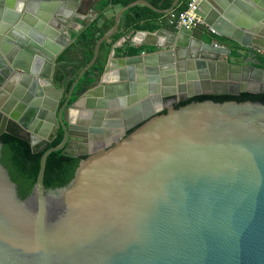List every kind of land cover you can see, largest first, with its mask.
Returning <instances> with one entry per match:
<instances>
[{
  "label": "water",
  "instance_id": "obj_1",
  "mask_svg": "<svg viewBox=\"0 0 264 264\" xmlns=\"http://www.w3.org/2000/svg\"><path fill=\"white\" fill-rule=\"evenodd\" d=\"M38 1L0 0V264H264V96L235 97L264 94V68L250 58L264 57V0H233L241 14L200 4L217 37L249 49L244 63L183 26L137 30L131 42L156 50L114 72L109 54L76 92L125 11L162 14L180 0L166 11L121 7L85 66L70 60L64 34L75 11L59 0L57 29L28 5L58 0ZM159 32L171 42L144 41ZM193 43L198 53L180 56ZM60 130V144L35 156L2 135L37 152Z\"/></svg>",
  "mask_w": 264,
  "mask_h": 264
},
{
  "label": "trees",
  "instance_id": "obj_2",
  "mask_svg": "<svg viewBox=\"0 0 264 264\" xmlns=\"http://www.w3.org/2000/svg\"><path fill=\"white\" fill-rule=\"evenodd\" d=\"M134 1H136V0H106V1H103L101 5H99V8H105V7H120L121 8V7L128 5L131 2H134ZM145 1L150 3V5H152L155 8L166 11L171 7L174 0H145ZM176 8H177V6H176ZM183 10L184 9L179 8L180 12H182ZM180 12H178V13H180ZM160 15L161 14L154 12L150 8H148L146 6H140V5L133 6L132 8L125 11L120 18V24H119L118 31L110 39L101 43V45L99 47L98 57H97V60L94 64V66L91 67V69L83 75L82 79L79 81L78 85L75 88V92L78 91L81 84L90 83V79H88V78L90 77L92 72L98 76L102 73V71L105 67L107 56L109 54L108 53L109 48H111L110 46L115 40H117L120 36H122V34L127 32L128 30L137 31V29H138L137 24L140 21L155 19V18L159 17ZM100 20H101V16L99 14L86 28H84L78 34V36L76 38L75 45L79 46V48L82 51L81 52V54H82L81 58L79 59V62L81 63L82 66H85L90 61V59L93 55V49H94L96 41L103 34H105L108 30H110L114 24V17L111 18L110 20L106 21V22H103L100 26H98V23L100 22ZM217 40H219V42H220V41H223L224 39L217 37ZM226 43H228V42H226ZM129 52H131V51H129ZM73 81H74V79H72L68 83L66 93H67V90L70 87V85L73 83ZM260 95L264 96V94L240 93L239 95H237L235 97L260 96ZM197 97H220V96L200 95ZM194 98H196V97H194ZM191 99H193V98H191ZM74 100H75V98L72 97L70 102H72ZM186 101H188V100H186ZM186 101L176 103V104H174V106L185 103ZM2 135L9 136L15 140H18L20 142L27 144L28 150H29V156H35L37 154L44 153L47 149L57 146L62 141V133H60L52 142H50L42 150L37 151V152H33L29 142H27L23 139H20L18 137H15L13 135L7 134V133H4ZM51 153L55 154L59 157H62L64 159H68V160L80 159V157L74 158V157H69V156L63 155L62 151H55V152H51Z\"/></svg>",
  "mask_w": 264,
  "mask_h": 264
},
{
  "label": "bare ground",
  "instance_id": "obj_3",
  "mask_svg": "<svg viewBox=\"0 0 264 264\" xmlns=\"http://www.w3.org/2000/svg\"><path fill=\"white\" fill-rule=\"evenodd\" d=\"M41 1L45 2V0H39L38 2H41ZM62 1L65 2L67 8L76 11L78 1L75 4L71 3L72 0H66V1L62 0ZM218 1L219 0H209L211 5L214 6L218 12H221L224 14L226 11H228V12H232V14H241L240 12H242V10L239 9L238 6H236V4H234L233 0H230L226 7H224L225 6L224 2H226V1L217 3ZM59 2L60 1L58 0V1H55L54 4L44 5V6L42 5V7L41 6L36 7V5L30 4V5H28V10H30L31 12H35L37 15V18H40V19L48 22L49 24H51L52 26H54L57 29H60L61 26L56 25V21L54 20V10L56 9L57 4ZM223 3H224V5H222V6L219 5V4H223ZM143 38H144V41H146V43L154 42L157 45H162L164 43H170L172 40L171 37L164 32H159L157 34L147 33L146 35L145 34L143 35ZM133 39L135 41L141 40V39H139V35L137 37H133ZM60 41L61 42H67V38H61ZM198 49H199L198 44L193 43L191 49H189L187 52L179 51V54H180V56H184V55L187 56L189 54L193 55L195 53H198ZM140 60H141V58H139V57L112 58L109 60L108 68L110 70H112V72L115 71L114 69L121 68V67H125L128 70H130V68L132 66H135L136 63L139 62ZM42 85H44L43 92H44V94H46V96H51V97L56 96V92L52 88L48 87L47 84H45V82H42ZM88 102H90V101L88 100ZM99 121H100V117L97 118L95 123L97 124ZM98 132H99V130H98Z\"/></svg>",
  "mask_w": 264,
  "mask_h": 264
},
{
  "label": "rangeland",
  "instance_id": "obj_4",
  "mask_svg": "<svg viewBox=\"0 0 264 264\" xmlns=\"http://www.w3.org/2000/svg\"><path fill=\"white\" fill-rule=\"evenodd\" d=\"M188 0H181V4H180V8L182 9H185V6H186V3H187ZM103 2V0L100 1L99 5H101ZM106 9H108V7H105V8H97V10L95 12H98L97 14L95 13H91V16L90 18H88L86 21L82 22L78 19L77 21V25H79L78 28H76L74 30V33L75 32H78L80 33L84 28H86L99 14L101 16V20L100 22L98 23V26H100L103 22H106L107 19H111L113 18V16L115 15L114 14V8H110L112 9L110 12L108 13H105ZM108 21V20H107ZM67 27L64 28V31L66 30ZM167 29H172L171 27H166ZM205 30V28H203ZM73 33V34H74ZM121 38V36L119 37ZM118 38V39H119ZM215 38V37H213ZM117 39V40H118ZM117 40H115L111 45H113ZM219 41V40H218ZM221 43H226L228 42L229 44V47H230V50H231V55L227 58V61L229 62H232V63H235V64H241V63H244L247 61V58H248V53H249V49H246V48H243L241 46H239L237 43L235 42H232V41H227V40H223V41H220ZM71 45L69 46L68 48V54H70V57L71 59L73 60H77L79 61V59L81 58V49L79 48V46H76L75 43H72L70 42ZM130 46V43L127 42L125 43L124 45H122L121 47L123 49H120V52L117 53V57H120V58H125V57H132V56H136V55H139L143 52H141L144 48V50L148 53V52H153L154 50H156V48H153V47H129ZM111 47V46H110ZM110 49L109 48V51L108 53H110ZM126 50V51H125ZM131 51V52H129ZM254 55L251 56V60L254 62V65H256L257 67H261V68H264V57L262 56L261 53H255V52H252ZM109 55V54H108ZM108 57L107 56V59H106V63L108 61ZM105 63V65H106ZM248 64L249 61L247 62ZM77 71H79V68H77L76 66L72 67V68H69V72L71 75H75L77 73ZM61 79V78H60ZM60 79L58 81H60ZM88 79H90V82L92 83L93 80L91 77H89ZM59 85H60V82H58ZM79 93V92H78ZM80 94V93H79ZM20 132V131H19ZM22 134V132H20Z\"/></svg>",
  "mask_w": 264,
  "mask_h": 264
},
{
  "label": "crops",
  "instance_id": "obj_5",
  "mask_svg": "<svg viewBox=\"0 0 264 264\" xmlns=\"http://www.w3.org/2000/svg\"><path fill=\"white\" fill-rule=\"evenodd\" d=\"M77 1H78V4H77V7H76V11L74 13V19L72 20V22L67 26L66 30L64 31V34L67 37L70 38V42H72V43L76 42V38H77V36L79 34L78 32L74 33V30L79 27V25H77L78 19L80 21L84 22L88 18H90L91 13L97 14L98 12H95V11L99 7V3H100L101 0H72L71 3L75 4ZM103 1H106V0H103ZM180 1L176 5L177 8L175 6L174 9H173V12L175 14H179L178 12H180L179 11L180 4H181ZM140 6H143V5H140ZM110 8L111 7H108V9H106L105 13L110 12L112 10ZM112 8L115 9L114 10V14H116V12L120 9V7H112ZM166 14L167 13H162L159 17H157L155 19H149V20L140 21L137 24V27H138L137 30H143V31L151 32V31H154V30H156L158 28H162V29H167L166 27H171L172 28V26L168 23ZM107 20H109V19H107ZM167 30H170V29H167ZM202 31H203L202 28H200V30L196 31V36L198 38L202 39L203 41L209 40L210 39L209 35L206 34V33H203ZM133 32H134V30H128L127 32L122 34L121 37L127 36L129 34L131 36L133 34ZM113 45H111V48H112ZM129 47H134V46H132L130 44ZM120 49H123V48L122 47H118V48L115 49V56H114L115 58H120V57H117V53L120 52ZM110 51H111V49H110ZM141 52H144L145 54H147V52L144 50V48H143V50ZM148 53H150V52H148ZM222 59H224V58H222ZM69 74H70V72H69ZM91 74H93V72ZM72 78H73V75H72Z\"/></svg>",
  "mask_w": 264,
  "mask_h": 264
},
{
  "label": "built area",
  "instance_id": "obj_6",
  "mask_svg": "<svg viewBox=\"0 0 264 264\" xmlns=\"http://www.w3.org/2000/svg\"><path fill=\"white\" fill-rule=\"evenodd\" d=\"M203 0H188L186 3V7L185 9L180 12L179 14H175L173 11L167 12L166 16H167V20L168 23L172 26V27H178V26H183L185 27V29L193 32L196 35V31L200 30V28H205V30L203 29V33H206L209 35L210 39L205 41L207 43H210L211 45L218 47V46H228V43H221L217 40V36L215 34V32L208 28L202 21V19L200 18L198 12L200 10V4ZM134 32L133 34L130 36H123L121 38H119L114 46H112L111 51L109 54H112L113 58H115V49L118 47H121L122 45H124L125 43L129 42L132 46H135L132 42L131 39L133 38ZM215 37V38H213ZM136 47V46H135ZM230 48V47H229ZM253 52L255 53H261V51H259L258 49H255ZM224 59L226 60V57H224ZM222 59V60H224Z\"/></svg>",
  "mask_w": 264,
  "mask_h": 264
},
{
  "label": "flooded vegetation",
  "instance_id": "obj_7",
  "mask_svg": "<svg viewBox=\"0 0 264 264\" xmlns=\"http://www.w3.org/2000/svg\"><path fill=\"white\" fill-rule=\"evenodd\" d=\"M70 60L73 61V59H70ZM74 61H77V60H74ZM78 62H79V61H78ZM80 64H81V63H80ZM74 66H76V65H74ZM74 66L66 67V69L68 70L69 68H72V67H74ZM76 67L78 68V66H76ZM68 73H69V72H68ZM77 73H78V71H77ZM94 74H95V73H93V75H94ZM95 75H96V74H95ZM90 76H91V75H90ZM69 77L72 78V75L69 74ZM75 77H76V75H74V77H73L72 79H75ZM60 78H61V76H60V74L58 73V80H59ZM72 79H71V80H72ZM71 80H70V81H71ZM92 80H93V79H92ZM60 81H61V79H60ZM90 83H91V82H90ZM90 83H88V84H84V86H85V85H89ZM80 89H81V88H79L78 91H79ZM74 92H75V90H74ZM65 94H66V92H65ZM65 94H64V96H65ZM64 96H63L62 100L60 101L58 108H59L60 105L62 104V102H63V100H64ZM167 100H169V99H167ZM176 103H179V102H174V104H176ZM58 108H57V112H58ZM60 133H62L61 130L59 131L58 135H59ZM58 135H57V136H58ZM57 136H56V137H57Z\"/></svg>",
  "mask_w": 264,
  "mask_h": 264
}]
</instances>
